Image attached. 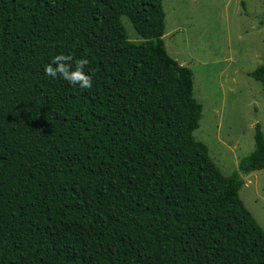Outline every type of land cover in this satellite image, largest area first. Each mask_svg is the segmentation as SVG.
I'll return each instance as SVG.
<instances>
[{
	"label": "trees",
	"instance_id": "16d2710c",
	"mask_svg": "<svg viewBox=\"0 0 264 264\" xmlns=\"http://www.w3.org/2000/svg\"><path fill=\"white\" fill-rule=\"evenodd\" d=\"M164 30L162 0H0V264H264L239 197L264 134L221 174ZM61 54L91 88L45 74Z\"/></svg>",
	"mask_w": 264,
	"mask_h": 264
},
{
	"label": "rangeland",
	"instance_id": "374dc122",
	"mask_svg": "<svg viewBox=\"0 0 264 264\" xmlns=\"http://www.w3.org/2000/svg\"><path fill=\"white\" fill-rule=\"evenodd\" d=\"M167 53L193 72L202 106L194 139L223 176L237 170L264 134V92L249 73L264 63V0H162ZM131 42L141 40L121 19ZM239 197L264 231V169L243 176Z\"/></svg>",
	"mask_w": 264,
	"mask_h": 264
},
{
	"label": "clouds",
	"instance_id": "9594fccd",
	"mask_svg": "<svg viewBox=\"0 0 264 264\" xmlns=\"http://www.w3.org/2000/svg\"><path fill=\"white\" fill-rule=\"evenodd\" d=\"M88 63L87 59H78L73 67L71 55H57L45 65V74L53 79L62 78L73 86L78 85L84 89L91 88L92 77L84 71Z\"/></svg>",
	"mask_w": 264,
	"mask_h": 264
}]
</instances>
